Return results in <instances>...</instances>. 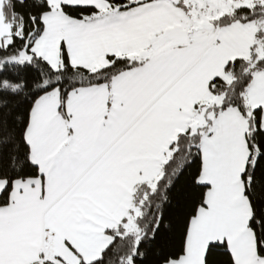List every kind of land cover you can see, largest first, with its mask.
Here are the masks:
<instances>
[{
    "label": "snow or ice",
    "instance_id": "1",
    "mask_svg": "<svg viewBox=\"0 0 264 264\" xmlns=\"http://www.w3.org/2000/svg\"><path fill=\"white\" fill-rule=\"evenodd\" d=\"M0 264H264V0H0Z\"/></svg>",
    "mask_w": 264,
    "mask_h": 264
}]
</instances>
